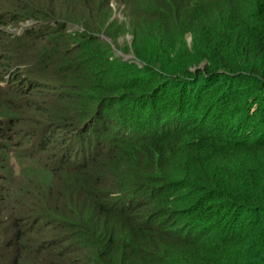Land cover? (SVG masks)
Segmentation results:
<instances>
[{
	"label": "trees",
	"instance_id": "obj_1",
	"mask_svg": "<svg viewBox=\"0 0 264 264\" xmlns=\"http://www.w3.org/2000/svg\"><path fill=\"white\" fill-rule=\"evenodd\" d=\"M9 5L0 264H264V0ZM27 20L21 33L1 29ZM14 80L20 99L7 94ZM27 108L43 117L30 146L16 129L32 125ZM58 148L46 169L57 188L44 190L30 175Z\"/></svg>",
	"mask_w": 264,
	"mask_h": 264
},
{
	"label": "rangeland",
	"instance_id": "obj_2",
	"mask_svg": "<svg viewBox=\"0 0 264 264\" xmlns=\"http://www.w3.org/2000/svg\"><path fill=\"white\" fill-rule=\"evenodd\" d=\"M12 2V0H0V7H2V8H4V9H6L7 11H10L11 10V7H10V3ZM109 5L112 7L111 8V10L113 11V17H115V19H117L119 22L120 21H122L123 19H124V17H123V6L122 5H118V4H116L114 1H110V3H109ZM5 11V10H4ZM112 17V18H113ZM33 21L32 20H27L26 22H21L20 24H18L17 26L16 25H14V23H10L9 24V26L8 25H4V26H1V29H3V30H7V31H9L10 33H21L22 31H23V29L25 28V27H28L29 25L28 24H31ZM105 38L107 39V41H109V43L113 46V47H115V43L112 41V39L110 38V37H107V36H105ZM131 34L130 33H128V32H126V33H124V34H120V35H118L117 37H116V47H117V43H119V45H121V46H123L124 44H129L130 43V40H131ZM188 40L190 41V38H188ZM121 52V51H120ZM121 54L123 55H127V56H130V57H128L127 59H132V58H134V55H133V53L131 52V51H126V52H121ZM124 58V57H123ZM25 64L24 63H19V67L21 68V69H23V70H25ZM34 72H35V70H34ZM24 74V76H26V77H28L29 76V74L28 73H26V71L23 73ZM34 79H39V80H41V78H43V76L41 75V74H39V73H37V72H35L34 74ZM18 87H19V83H18V80H14V81H12V82H9V83H7L6 84V88H7V94L10 96V98L11 99H15V98H13V97H17L18 99H20V97H21V95H18ZM20 94V93H19ZM35 95V94H34ZM2 96L3 95H0V99L2 98ZM28 99H33L34 100V97L33 96H28ZM21 102H22V100H21ZM20 102V103H21ZM19 103V104H20ZM8 104L6 103V102H4V101H1L0 100V115H4V114H6L7 112H4L5 111V107L7 106ZM50 109H52L51 107H49ZM54 110V109H53ZM39 113H42V110L40 109V111H38ZM44 113V112H43ZM13 114H14V116L17 114V113H15L14 111H13ZM25 114H27L28 115V117L25 115ZM23 116L25 117V118H28V121L29 122H26V123H29V124H31L32 123V125H30V127H29V129H26V127H20V124H19V127L17 128L16 127V129L17 130H19L21 133H22V135H21V137L23 138L22 140L25 142V140H30V142H27L26 144L28 145V146H30L31 145V142H32V140L34 139V136L31 134V136H29V135H27V134H25V132H27V131H29V133H32L33 132V130H34V132H36V126L37 125H39V123L40 122H38L39 120H42L43 119V117H42V115L41 116H39V115H37L36 113L34 114V115H32V112H31V110L29 109V108H27L26 109V111L25 110H23ZM37 117V119H36V117ZM17 117H19L18 115H16V118ZM26 120V119H25ZM43 122H49V121H43ZM41 124V123H40ZM38 127V126H37ZM21 128H25V131H24V133L22 132V130H21ZM85 135L86 136H88L89 135V133H85ZM28 136H29V138H28ZM57 136V135H56ZM74 140H75V138H73ZM57 140H59V135L57 136V137H53L52 138V140H51V143H52V145H55V147L57 146V144H58V141ZM77 140V139H76ZM35 147V145H33V148ZM2 151V150H1ZM62 153V150L61 149H56V150H54V152H53V150H48L47 152H43V154H42V160L40 159L39 160V162H38V164L37 163H35L34 164V167H36L35 168V172L33 173V174H31L30 176H31V178L36 182V183H38L39 185H40V187L41 188H43L44 190L45 189H47V186H48V188L49 189H51V188H54V189H56L57 188V181L59 180V174H57V177H53V175L50 173V172H48L46 169H48L49 167H51L52 169L53 168H55L56 166H57V164H58V160L57 159H59V156H60V154ZM12 154V153H11ZM11 154H9V155H11ZM17 157H19V155L17 154ZM106 157V155L104 154V153H102V154H100V156H99V159H104ZM14 158V157H13ZM19 160H20V158H19ZM21 161V160H20ZM32 161H36L35 159H30V160H27V161H23L24 163L21 165V167H25V168H27V166L32 162ZM41 161H42V163H41ZM13 163V164H15V166H16V168L18 167V169L20 168V165H19V161H18V159H13L12 161H10V163ZM104 162H106V163H108L107 161H104ZM112 167V166H111ZM112 169H113V167H112ZM5 170H7L8 172H10L11 173V168L8 166V164L6 163L5 164ZM0 172H1V169H0ZM18 174V173H17ZM46 174V175H45ZM83 178H86L85 176H84V174L82 173V175H81ZM68 181V183L70 184V185H72L73 183H76V182H73V181H71V180H67ZM20 181H17L16 183H19ZM59 185V184H58ZM19 186H22V185H18V187ZM17 187V188H18ZM67 189H65V191H66ZM70 192V191H69ZM3 198L4 199H6V198H8V194L7 193H5L4 194V196H3ZM3 211H5V209H3ZM48 216L49 217H51L52 215H53V213L51 212V211H48ZM3 215H5V214H3ZM48 216H44V217H46V218H49ZM3 217H6V216H3ZM3 219H5V218H2V217H0V221H2ZM27 220L28 219H30V218H26ZM26 220V221H27ZM5 220H3V222H4ZM27 223H29V221L27 222ZM4 230V229H3ZM2 230V231H3Z\"/></svg>",
	"mask_w": 264,
	"mask_h": 264
},
{
	"label": "water",
	"instance_id": "obj_3",
	"mask_svg": "<svg viewBox=\"0 0 264 264\" xmlns=\"http://www.w3.org/2000/svg\"><path fill=\"white\" fill-rule=\"evenodd\" d=\"M123 57H124L125 59H127V58L130 57V56H127V55H124V54H123Z\"/></svg>",
	"mask_w": 264,
	"mask_h": 264
},
{
	"label": "clouds",
	"instance_id": "obj_4",
	"mask_svg": "<svg viewBox=\"0 0 264 264\" xmlns=\"http://www.w3.org/2000/svg\"><path fill=\"white\" fill-rule=\"evenodd\" d=\"M33 24V22L31 24H28L29 26H31Z\"/></svg>",
	"mask_w": 264,
	"mask_h": 264
}]
</instances>
